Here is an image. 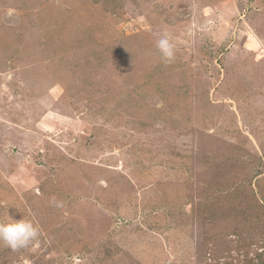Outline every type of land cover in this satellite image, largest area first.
I'll use <instances>...</instances> for the list:
<instances>
[{"label": "rangeland", "instance_id": "374dc122", "mask_svg": "<svg viewBox=\"0 0 264 264\" xmlns=\"http://www.w3.org/2000/svg\"><path fill=\"white\" fill-rule=\"evenodd\" d=\"M9 216L0 264H264V0H0Z\"/></svg>", "mask_w": 264, "mask_h": 264}, {"label": "clouds", "instance_id": "9594fccd", "mask_svg": "<svg viewBox=\"0 0 264 264\" xmlns=\"http://www.w3.org/2000/svg\"><path fill=\"white\" fill-rule=\"evenodd\" d=\"M156 47L166 64L173 62L175 58L174 45L167 34L161 35L156 40ZM51 202L55 207H63V202L56 200L55 197ZM39 235V228L31 220L24 218L17 220L11 216L6 220L0 219V244L12 251L38 243Z\"/></svg>", "mask_w": 264, "mask_h": 264}, {"label": "trees", "instance_id": "16d2710c", "mask_svg": "<svg viewBox=\"0 0 264 264\" xmlns=\"http://www.w3.org/2000/svg\"><path fill=\"white\" fill-rule=\"evenodd\" d=\"M119 49H120V50H123L122 47H119ZM123 52H124L123 54H124L125 56H131V53L128 55V53H127L125 50H124ZM119 54H122V53H119ZM127 58H128V57H127ZM128 60H130V59H128ZM88 66H89V65H88Z\"/></svg>", "mask_w": 264, "mask_h": 264}]
</instances>
